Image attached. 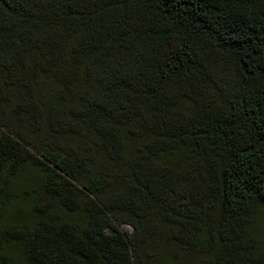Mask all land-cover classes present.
<instances>
[{
  "label": "trees",
  "instance_id": "obj_1",
  "mask_svg": "<svg viewBox=\"0 0 264 264\" xmlns=\"http://www.w3.org/2000/svg\"><path fill=\"white\" fill-rule=\"evenodd\" d=\"M28 264H264V0H0V212Z\"/></svg>",
  "mask_w": 264,
  "mask_h": 264
},
{
  "label": "rangeland",
  "instance_id": "obj_2",
  "mask_svg": "<svg viewBox=\"0 0 264 264\" xmlns=\"http://www.w3.org/2000/svg\"><path fill=\"white\" fill-rule=\"evenodd\" d=\"M31 164H25L21 170L16 172L11 178L9 193L12 194V199L9 209L5 212H0V264H28L27 258L23 252V246L16 243V246L10 248L6 240L5 224L7 216L24 217L31 212L37 205L44 203L37 190V185L33 181V177L37 178L35 168Z\"/></svg>",
  "mask_w": 264,
  "mask_h": 264
}]
</instances>
